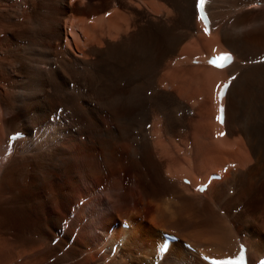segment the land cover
I'll use <instances>...</instances> for the list:
<instances>
[{
    "label": "bare ground",
    "instance_id": "obj_1",
    "mask_svg": "<svg viewBox=\"0 0 264 264\" xmlns=\"http://www.w3.org/2000/svg\"><path fill=\"white\" fill-rule=\"evenodd\" d=\"M197 1L0 0V264L264 256V0Z\"/></svg>",
    "mask_w": 264,
    "mask_h": 264
},
{
    "label": "snow or ice",
    "instance_id": "obj_2",
    "mask_svg": "<svg viewBox=\"0 0 264 264\" xmlns=\"http://www.w3.org/2000/svg\"><path fill=\"white\" fill-rule=\"evenodd\" d=\"M204 3H205V0H198V8H199V11H200V19H205L204 17V14H203V6H204ZM232 61V57L230 54H222L221 56L213 59V60H210L209 63L211 65H213L214 67H217V68H224L228 63H231ZM233 79H235V77H233ZM225 89L228 87V85H225L224 86ZM223 95L224 93L222 92L221 93V99L223 98ZM219 112H220V115L218 116V121L220 123H223V113H224V109L223 107H221L219 109ZM223 135V134H221ZM199 191H204L203 188H200L198 189ZM243 259V257H242ZM262 264H264V262H262Z\"/></svg>",
    "mask_w": 264,
    "mask_h": 264
},
{
    "label": "rangeland",
    "instance_id": "obj_3",
    "mask_svg": "<svg viewBox=\"0 0 264 264\" xmlns=\"http://www.w3.org/2000/svg\"><path fill=\"white\" fill-rule=\"evenodd\" d=\"M123 227H124V225H123Z\"/></svg>",
    "mask_w": 264,
    "mask_h": 264
}]
</instances>
